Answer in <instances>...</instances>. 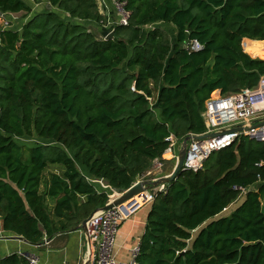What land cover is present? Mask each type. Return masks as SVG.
<instances>
[{
    "label": "trees",
    "instance_id": "trees-1",
    "mask_svg": "<svg viewBox=\"0 0 264 264\" xmlns=\"http://www.w3.org/2000/svg\"><path fill=\"white\" fill-rule=\"evenodd\" d=\"M124 1L129 24L106 40L88 26L106 23L97 0H47V11L0 0V14H31L21 29L0 28V232L39 246L75 230L155 161L172 172L168 139L177 153L204 134L216 91L264 77V43L242 46L264 41V0ZM189 40L203 49L188 52ZM139 246L137 264H264V142L241 137L180 172L151 203Z\"/></svg>",
    "mask_w": 264,
    "mask_h": 264
},
{
    "label": "built area",
    "instance_id": "built-area-1",
    "mask_svg": "<svg viewBox=\"0 0 264 264\" xmlns=\"http://www.w3.org/2000/svg\"><path fill=\"white\" fill-rule=\"evenodd\" d=\"M117 12V21L106 19V23L111 26L112 32L115 26H128L130 12L127 10V2L124 0H113ZM4 15V14H3ZM3 28H8L9 21L4 20ZM184 49L188 52H198L203 49V45L197 40H189ZM206 125V132L201 135L218 134L203 140H192L187 148L184 160V171L198 172L210 156L227 146L232 145L241 137H249L264 142V77L258 87L253 89H243L242 91L223 95L216 91L206 103V110L203 114ZM172 142L164 155L170 154L176 160V143L174 138L168 139ZM156 169H162L161 161L154 162ZM152 172L147 178L152 176ZM158 179H141L156 180ZM236 190L245 194L247 189L235 187ZM166 191V185H161L156 189L146 190L139 195L119 206H114L107 211H99L86 225L87 259L88 264H117L114 255L116 236L123 221L130 219L141 208L151 204L157 197L158 192ZM122 193L113 190L109 194V202L116 199ZM107 203V204H108ZM228 210L225 209V211ZM87 240V239H86ZM140 253V246L132 250V257L128 264H137V257ZM32 264H39V259L29 255ZM84 262V263H85ZM63 264H72L64 262Z\"/></svg>",
    "mask_w": 264,
    "mask_h": 264
},
{
    "label": "crops",
    "instance_id": "crops-1",
    "mask_svg": "<svg viewBox=\"0 0 264 264\" xmlns=\"http://www.w3.org/2000/svg\"><path fill=\"white\" fill-rule=\"evenodd\" d=\"M97 2L107 20L117 21L118 16L113 0H97ZM44 6L50 8L47 0H42L41 3L36 6V9L39 10V7L42 8ZM15 15L18 16L20 14ZM30 16L15 29H21L23 24L28 21ZM88 26L89 28L92 27L97 32L94 33L99 35V37L101 36V38H105L107 34L109 35L112 32L111 27H107L106 23L88 24ZM0 28L4 29L3 26ZM93 29L91 30L93 31ZM245 41L264 43V41L245 38L242 42V46ZM251 57L254 59H259L253 56ZM164 158L167 160H173L169 159L171 158L170 154L168 158L166 155H164ZM151 172L153 173L152 176H154V178L167 176L172 173L167 172L163 174L162 171L161 174L160 172H157L154 164L152 168L148 170L146 175L149 176ZM89 181L95 184L99 191L109 192V186L106 182L92 179H89ZM150 209L151 204L146 205L136 212V214L130 219H127L121 223L114 247V255L117 264H128L130 262L133 248L140 245L141 238L145 233ZM14 237L17 236L7 235L3 232H0V257H4L13 253L32 255L39 259V264H63L64 262H69L72 264H84L85 260L87 259V240L84 232L81 230L68 231L65 234H60L53 238L46 239L44 244L40 246L30 245L29 243L20 241Z\"/></svg>",
    "mask_w": 264,
    "mask_h": 264
},
{
    "label": "water",
    "instance_id": "water-1",
    "mask_svg": "<svg viewBox=\"0 0 264 264\" xmlns=\"http://www.w3.org/2000/svg\"><path fill=\"white\" fill-rule=\"evenodd\" d=\"M113 37H114V32H111L108 35V37L106 38V40L113 39ZM263 124H264V122H263ZM217 135L218 134L190 135V136L186 137L178 149V156H177V159L175 160L176 161L175 166H174V169H173L171 174H169L167 176L159 177L156 180H140V181H138L136 184H134L128 190L124 191L116 199L109 202L106 206L93 211L90 214V216L88 218H86L75 230L83 231L87 241L89 242V239L87 237V232H86V225L94 215H96L99 211H107V210L113 208L114 206L122 205L123 203L127 202L128 200L132 199L136 195H139L140 193H142L146 190H151V189L153 190V189L158 188L161 185L171 184L172 182L177 180L179 173L184 171L183 164H184V160L186 157L187 148H188L189 143L192 140H203L205 138L213 137V136H217ZM14 238L27 243V241L22 237H14ZM84 264H88V260Z\"/></svg>",
    "mask_w": 264,
    "mask_h": 264
},
{
    "label": "rangeland",
    "instance_id": "rangeland-1",
    "mask_svg": "<svg viewBox=\"0 0 264 264\" xmlns=\"http://www.w3.org/2000/svg\"><path fill=\"white\" fill-rule=\"evenodd\" d=\"M41 1L42 0H29V3L34 7V9L37 11V9H36V6L39 4V3H41ZM40 9V11H42V10H45V11H47V10H49L48 9V7L47 6H44V7H39ZM31 15V14H30ZM29 15V16H30ZM28 15H25L24 13H22V14H20V15H15V14H11V15H3V14H0V27H2L4 24H3V22H4V20H8L9 21V26L8 27H12V28H17L18 26H20V24L22 23V22H24V20L26 19V18H28L29 17ZM31 17V16H30ZM106 26L108 27L109 25L106 23ZM157 26H160V27H162V28H164L168 33H169V35L172 37V39H175V35H176V31H175V29H174V27L173 26H171V25H169V24H157ZM111 27V26H110ZM91 29H93L92 27H90ZM93 31L95 32V33H97L94 29H93ZM98 37H99V35H97ZM99 38H101V36L99 37ZM254 56H256V57H259V59H261V57H262V54H260V53H256ZM262 60H264V59H262ZM20 144H22V145H27V146H29V145H34V144H36V143H38V142H40L39 140H37V138H32V139H29V138H19L18 140H17ZM177 156H178V152H177ZM157 170V172H162L163 171V169H156ZM162 174V173H161ZM233 205H231L229 208H231ZM237 205H235L234 204V206H233V208L232 209H234L235 207H236Z\"/></svg>",
    "mask_w": 264,
    "mask_h": 264
},
{
    "label": "bare ground",
    "instance_id": "bare-ground-1",
    "mask_svg": "<svg viewBox=\"0 0 264 264\" xmlns=\"http://www.w3.org/2000/svg\"><path fill=\"white\" fill-rule=\"evenodd\" d=\"M166 157L168 158L169 157V154H167Z\"/></svg>",
    "mask_w": 264,
    "mask_h": 264
}]
</instances>
